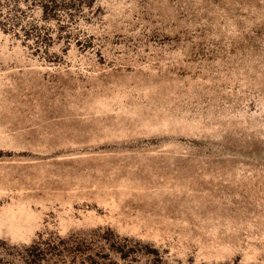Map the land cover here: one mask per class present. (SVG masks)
<instances>
[{
    "label": "rangeland",
    "instance_id": "374dc122",
    "mask_svg": "<svg viewBox=\"0 0 264 264\" xmlns=\"http://www.w3.org/2000/svg\"><path fill=\"white\" fill-rule=\"evenodd\" d=\"M0 264H264V0H0Z\"/></svg>",
    "mask_w": 264,
    "mask_h": 264
}]
</instances>
